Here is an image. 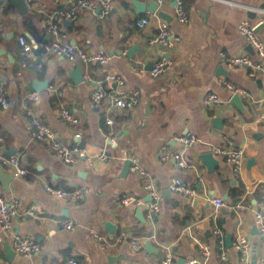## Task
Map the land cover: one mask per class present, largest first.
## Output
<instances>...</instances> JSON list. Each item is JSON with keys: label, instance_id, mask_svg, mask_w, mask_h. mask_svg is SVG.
Here are the masks:
<instances>
[{"label": "crops", "instance_id": "obj_1", "mask_svg": "<svg viewBox=\"0 0 264 264\" xmlns=\"http://www.w3.org/2000/svg\"><path fill=\"white\" fill-rule=\"evenodd\" d=\"M74 1L19 0L15 5L0 0V87L7 88L9 98L8 108L0 106V154L18 156L26 170L18 174L0 159L3 172L14 175L8 189L0 179L1 193L8 202H17L19 212L12 229L0 225V264H67L70 259L85 264H162L169 255L174 264H186L190 258L198 264H240L241 252L234 247L239 233L249 238L252 255L257 246L260 261L264 234L257 227L256 213L264 204V70L251 76V68L229 67L225 58L249 55L260 62L258 51L238 27L247 19L261 20L264 0H183L189 14L186 23L177 20L174 0H151L172 16L167 22L180 40L171 49L149 43L164 20L142 10L150 0H113V10L104 18L91 10L79 11L75 21L52 16L56 9H70ZM143 17L149 22L139 28L136 23ZM51 22L68 34L66 42L91 54L103 50L110 60L87 64L47 54L44 45L52 39ZM258 34L264 42V31ZM21 37L38 53V60L25 52ZM135 45L140 49L128 55ZM163 56L172 59L173 67L154 77L150 70ZM79 65L83 81L75 79ZM108 72L120 74L124 84L106 81ZM35 80H48V87L36 90L37 102L26 98L35 90ZM226 82L247 93L239 94L242 102L232 103L235 93ZM99 86L118 94L139 90L140 101L131 110L113 108L108 102L95 108L91 94ZM210 94H216L220 103L206 102ZM61 108L72 110L79 123L64 120ZM108 118L114 120L112 126ZM35 119L49 124L64 144L79 146L91 156L106 151L110 159L66 163L27 130ZM110 132L114 143L107 138ZM187 134L195 135L196 141L185 149L176 137ZM229 142L245 150L239 178L225 157L214 155L218 164L213 171L201 158ZM165 145L184 150L187 164L162 159ZM131 157L139 159L161 191L162 207L152 218L144 208L121 202L126 194L150 198L146 180L132 162L125 171ZM177 179L195 188L204 203L194 207L193 198L175 191L172 186ZM47 185L87 191L81 198L62 200L49 194ZM215 197L225 201L217 213ZM138 208L143 209L145 221L138 217ZM62 220H73L74 228H66ZM215 228L223 233L227 258L222 257ZM121 231L145 237L144 247L136 250L128 242H116L106 248L94 234L115 241ZM15 234L33 238L39 250L30 256L17 253ZM228 234L233 235L231 245L226 241ZM6 244L15 252L12 261Z\"/></svg>", "mask_w": 264, "mask_h": 264}, {"label": "built area", "instance_id": "obj_2", "mask_svg": "<svg viewBox=\"0 0 264 264\" xmlns=\"http://www.w3.org/2000/svg\"><path fill=\"white\" fill-rule=\"evenodd\" d=\"M175 5V16L177 20L181 23H186L189 20V14L186 10L183 0H174ZM163 3V0H159ZM81 10H91L96 12L97 16L104 18L113 10V0H75L70 9H56L52 12V16L56 18H62L66 20L75 21L79 18V11ZM149 22L148 17H143L137 21V26L139 28L144 27ZM264 23V16L258 23H254L250 20H244L239 24L240 34L246 38V40L258 51L261 56L260 62H255L249 55H238V56H228L225 58V63L229 67H247L251 68L250 75L254 76L260 70H264V42L259 36L256 28L259 24ZM52 39L50 42L44 45L45 52L47 54H54L67 58L69 60L80 59L84 63L98 62L101 64H106L110 57L103 51L100 50L97 53H88L83 48L70 44L66 42L68 34L61 30L57 22H51L48 28ZM180 40V36L171 28L170 24L166 20H161L158 26L157 32L150 38V44H161L166 48H173L175 44ZM21 44L25 52L33 59L38 60L39 55L35 52L33 47L26 41L24 37L20 38ZM173 67V61L169 56H163L157 59L151 70L150 74L154 77L161 76L171 71ZM106 81L115 82L117 84H124V78L114 72H108L105 76ZM226 86L232 90L235 94H247L243 89L234 86L231 83L226 82ZM139 90H133L128 94H118L115 90L104 87H97L91 94V103L95 108L101 107L105 102H108L111 107L116 109H133L140 101ZM26 98L33 102H37L40 98L39 91L33 90L26 94ZM264 102V98L262 99ZM206 102L211 104L220 103V99L216 94H210L206 98ZM0 106L4 109L9 107L8 90L6 87H0ZM60 116L68 121L69 123L76 125L79 123V119L76 114L68 109L61 108L59 110ZM108 123L112 126L114 120L108 118ZM27 130L31 132L32 136L41 142H45L49 148L58 154L66 163H74L75 161L85 158L91 163L94 161H108L110 159L109 154L106 151L101 152L97 155H88L86 150L74 146L70 147L64 144L60 138L57 136L53 128L39 119L33 120L27 125ZM108 140L112 143L116 142L115 137L112 132L108 135ZM3 140V136L0 135V141ZM176 140L180 142L184 148H188L196 141V136L193 134L177 136ZM214 155L223 156L228 162L233 166V175L239 178L242 174L245 161V150L240 147H236L232 142L226 145L216 146L212 150ZM160 156L162 159L167 160L174 158L178 160L180 165H186L187 160L184 155V150H175L167 145L163 146L160 151ZM1 161L13 168L18 174L26 173V170L21 168L19 165V157L16 155L6 156L0 154ZM131 161L134 164L137 172L145 178V190L150 197L148 200L143 197L124 195L121 202L126 205H133L142 207L147 211L148 217L152 218L158 212H160L162 207V194L158 188L155 180L150 176L146 169L141 165L137 157H131ZM172 188L183 194L188 195L191 198L198 196V192L195 188H192L182 182V180H175ZM46 190L53 197L62 200H74L81 198L86 193V189H76V190H64L51 185L46 186ZM213 204L215 207V212L225 206V201L221 197H215L213 199ZM36 207L32 206L31 210L34 211ZM19 215L17 209V202H8L2 195L0 189V225L6 230L12 229L15 223V218ZM61 223L66 228H74L75 223L73 220H62ZM256 223L259 231L264 234V204L261 205L260 210L256 213ZM96 238L102 243L103 247H111L116 242H128L134 249H141L145 245L147 240L145 237H133L127 232L121 231L116 237V240H110L106 236L94 232ZM215 234L219 238L220 246L222 249V257L227 258L226 250L224 248V236L219 228H215ZM199 242V239L196 238ZM234 247L241 252L240 264H252V246L249 238L239 233L234 242ZM13 248L17 253L30 256L39 250V244L31 237L23 236L20 234H15L13 238ZM203 251L205 254H209V248L203 246ZM67 264H85L76 259H70ZM162 264H174L172 262V256H167ZM186 264H198L197 259L190 258ZM258 264H264V257L258 261Z\"/></svg>", "mask_w": 264, "mask_h": 264}, {"label": "water", "instance_id": "obj_3", "mask_svg": "<svg viewBox=\"0 0 264 264\" xmlns=\"http://www.w3.org/2000/svg\"><path fill=\"white\" fill-rule=\"evenodd\" d=\"M5 1H9L10 3L13 2V4L17 5L19 0H5ZM22 1V0H21ZM142 7L144 6L143 4H141ZM18 7H20L18 5ZM144 9V10H143ZM143 11L145 10H148L149 12L151 13H156L157 15H159L161 18H163L164 20L170 22L172 20V16H170L169 14H167L166 12L162 11V10H159V4H154L151 2L150 0V5L146 8H142ZM254 15V13H253ZM256 31L259 32V33H263L264 31V23H261L257 26L256 28ZM251 48V46H249ZM137 49H140V46H132L130 49H129V52H128V55H132V53L137 50ZM74 75H75V79L77 81H83L84 80V72H83V66L82 65H79L75 70H74ZM2 81V77L0 76V83ZM48 87V80H45V81H40V80H35L34 82V89L35 90H41L43 88H46ZM241 101V98H240V95L239 94H235L233 96V99H232V103H235V104H239ZM9 155H11V152L8 153ZM202 158V161L203 163H205L209 169L211 171L214 170L215 166L218 164V160L217 158H215L213 152H205L202 154L201 156ZM131 159H127L126 162H125V171L128 170V168L130 167L131 165ZM14 175L13 174H5L3 172V169L0 167V179L3 181V183L5 184V188L8 189L9 188V184H10V181L13 179ZM226 198H228L226 196ZM149 199V198H148ZM193 206L194 207H197L199 206L200 204H203L204 203V199L203 198H200V197H194L193 198ZM137 214H138V217L145 221V217H144V212H143V209L142 208H138L137 209ZM109 230L111 231L113 229V226L112 225H109ZM254 231L258 232L257 230V227L254 228ZM226 241H227V244L228 245H231L232 242H233V235L232 234H228L227 237H226ZM151 245V242L148 241L147 242V246H150ZM6 253H7V258L8 260L12 261L14 255H15V252L13 251V249L11 248L10 244H6ZM252 264H258V256H257V246L254 247V250H253V255H252Z\"/></svg>", "mask_w": 264, "mask_h": 264}]
</instances>
